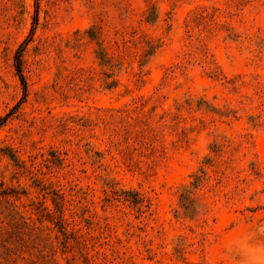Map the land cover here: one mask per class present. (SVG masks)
I'll return each mask as SVG.
<instances>
[{"label":"rangeland","instance_id":"374dc122","mask_svg":"<svg viewBox=\"0 0 264 264\" xmlns=\"http://www.w3.org/2000/svg\"><path fill=\"white\" fill-rule=\"evenodd\" d=\"M0 264H264V0H0Z\"/></svg>","mask_w":264,"mask_h":264},{"label":"trees","instance_id":"16d2710c","mask_svg":"<svg viewBox=\"0 0 264 264\" xmlns=\"http://www.w3.org/2000/svg\"><path fill=\"white\" fill-rule=\"evenodd\" d=\"M18 72H19V70H18ZM20 78L22 79V77H21V75H20ZM50 218H51V216H50ZM21 219H22V217H21ZM52 219V218H51ZM10 225L12 226V227H14V228H18L19 227V224H18V220L16 219V214H14L12 217H11V219H10ZM23 225L25 226V227H27L28 229H30V226H29V224L28 223H26L25 221H23ZM54 226H55V228H56V232H57V234H56V237H66V231H65V229H64V227H63V224L61 223V221H57V222H55L54 223ZM33 230H35V228H31L30 229V233H33ZM17 233H18V231H17ZM35 237H39V236H35Z\"/></svg>","mask_w":264,"mask_h":264}]
</instances>
